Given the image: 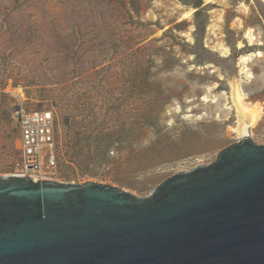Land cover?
I'll return each mask as SVG.
<instances>
[{
    "label": "rangeland",
    "instance_id": "374dc122",
    "mask_svg": "<svg viewBox=\"0 0 264 264\" xmlns=\"http://www.w3.org/2000/svg\"><path fill=\"white\" fill-rule=\"evenodd\" d=\"M236 85L264 108L261 0H0V177L20 160L15 108L51 110L56 182L146 198L247 139ZM249 134L264 145V116Z\"/></svg>",
    "mask_w": 264,
    "mask_h": 264
},
{
    "label": "water",
    "instance_id": "95a60500",
    "mask_svg": "<svg viewBox=\"0 0 264 264\" xmlns=\"http://www.w3.org/2000/svg\"><path fill=\"white\" fill-rule=\"evenodd\" d=\"M0 264H264V145L243 139L146 198L0 177Z\"/></svg>",
    "mask_w": 264,
    "mask_h": 264
},
{
    "label": "built area",
    "instance_id": "2783aa9c",
    "mask_svg": "<svg viewBox=\"0 0 264 264\" xmlns=\"http://www.w3.org/2000/svg\"><path fill=\"white\" fill-rule=\"evenodd\" d=\"M13 115L20 132V160L8 176L28 177L34 182L57 181L58 122L55 113L17 106Z\"/></svg>",
    "mask_w": 264,
    "mask_h": 264
},
{
    "label": "bare ground",
    "instance_id": "6f19581e",
    "mask_svg": "<svg viewBox=\"0 0 264 264\" xmlns=\"http://www.w3.org/2000/svg\"><path fill=\"white\" fill-rule=\"evenodd\" d=\"M261 1L264 3V0ZM209 2L210 1H208V3ZM191 14L192 13L190 12L187 16L189 17ZM246 38L253 42L254 37L252 30L247 31ZM239 47L242 48L243 46L240 45ZM221 50L223 56L228 55V49L222 48ZM253 56L262 57L263 53L259 51L251 55H244L240 58L241 64L246 65L247 61H249ZM232 98L238 118L237 126L234 129V132H236L240 138H249L250 129L256 128L262 120L264 116V108L258 103L249 102L239 85L233 87Z\"/></svg>",
    "mask_w": 264,
    "mask_h": 264
}]
</instances>
